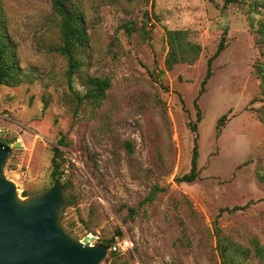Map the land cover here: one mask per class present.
<instances>
[{
  "label": "rangeland",
  "instance_id": "374dc122",
  "mask_svg": "<svg viewBox=\"0 0 264 264\" xmlns=\"http://www.w3.org/2000/svg\"><path fill=\"white\" fill-rule=\"evenodd\" d=\"M51 2L2 0L23 76L0 84V140L12 147L5 174L19 195L60 179L67 230L113 238L101 264H221L219 235L250 250L236 261L258 262L264 122L254 64L264 60V0H74L89 39L75 51L81 65L72 78ZM171 30L200 45L194 60L168 67ZM223 35L198 120L194 100ZM90 76L111 79L98 106L80 98ZM196 135L199 176L180 181ZM56 145L60 176L52 174ZM155 185L163 188L156 199L140 205Z\"/></svg>",
  "mask_w": 264,
  "mask_h": 264
},
{
  "label": "trees",
  "instance_id": "16d2710c",
  "mask_svg": "<svg viewBox=\"0 0 264 264\" xmlns=\"http://www.w3.org/2000/svg\"><path fill=\"white\" fill-rule=\"evenodd\" d=\"M239 0H226V2H236ZM52 11L54 15L59 17L60 33L62 37V43L58 46V50L67 57L69 61L68 75L72 78L75 70L80 67V61L75 57V51L79 47H85L88 43L89 33L84 25V18L82 13L79 11L74 0H52ZM154 5V4H153ZM6 16L2 7V0H0V84H19L23 81L22 69L19 65V58L16 51V45L11 39L7 25ZM259 33V39L264 41V22L261 23L260 28L257 30ZM185 31L182 30H171L169 32V44L170 51L167 58L168 67H172L174 63L181 60H194L200 52V45L196 42L183 39ZM226 37L223 35L221 41L219 42L217 50L208 59V68L204 79L201 82V87L197 98L194 100V105L197 110L198 120L201 118V109L198 103V98L205 92L206 84L213 74L212 62L214 58L219 56L221 51L225 48ZM262 55H264V50H261ZM193 55V57H191ZM189 57V58H186ZM191 57V58H190ZM255 72L262 79L261 83V94H262V104L256 109L261 120L264 122V60L256 61ZM111 79L109 77L100 76H90L87 80V91L80 98L86 99L98 106L101 101L106 97L107 90L111 87ZM225 114H223L217 123L218 131H220V123ZM193 128L197 131V123L193 124ZM197 136H195V142L191 158V168L190 171L178 177L180 181H194L199 176L198 168V141ZM5 143H9L7 140H1ZM64 138L58 139V144H63ZM62 153L58 145L54 146L53 154V171L52 174H58L60 176L61 167L58 161L60 154ZM163 188L159 185H155L154 188L140 201V205L146 202H152L156 199L157 192ZM65 190V188H64ZM26 195V194H25ZM238 207H233L231 210H235ZM128 212L130 216H133L137 210L134 207H128ZM217 233L219 234L218 227H216ZM113 238L105 239L103 242L112 246ZM218 249L221 256V264H244L245 261H236L238 258L242 257L247 260L250 257L249 249H239V246L231 243L229 241L222 240L219 235ZM112 250V249H111ZM113 252V251H112ZM256 255L260 260L256 263L246 264H264V245L257 246ZM237 255H241L238 258ZM243 260V259H242Z\"/></svg>",
  "mask_w": 264,
  "mask_h": 264
},
{
  "label": "water",
  "instance_id": "95a60500",
  "mask_svg": "<svg viewBox=\"0 0 264 264\" xmlns=\"http://www.w3.org/2000/svg\"><path fill=\"white\" fill-rule=\"evenodd\" d=\"M10 144L0 140V264H101L109 247L83 243L62 223L68 204L60 179L22 197L5 174Z\"/></svg>",
  "mask_w": 264,
  "mask_h": 264
},
{
  "label": "built area",
  "instance_id": "2783aa9c",
  "mask_svg": "<svg viewBox=\"0 0 264 264\" xmlns=\"http://www.w3.org/2000/svg\"><path fill=\"white\" fill-rule=\"evenodd\" d=\"M79 239L83 243L96 244L99 242H103V235L98 230H87L82 236L79 237ZM111 249H116V246L112 245L111 247H109V250Z\"/></svg>",
  "mask_w": 264,
  "mask_h": 264
}]
</instances>
